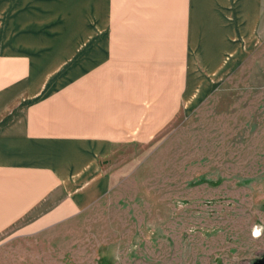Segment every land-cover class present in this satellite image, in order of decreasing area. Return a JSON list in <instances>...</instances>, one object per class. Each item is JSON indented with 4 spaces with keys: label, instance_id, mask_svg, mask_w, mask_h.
Segmentation results:
<instances>
[{
    "label": "crops",
    "instance_id": "1",
    "mask_svg": "<svg viewBox=\"0 0 264 264\" xmlns=\"http://www.w3.org/2000/svg\"><path fill=\"white\" fill-rule=\"evenodd\" d=\"M262 0H0V234L111 187L103 162L192 112L258 47Z\"/></svg>",
    "mask_w": 264,
    "mask_h": 264
},
{
    "label": "rangeland",
    "instance_id": "2",
    "mask_svg": "<svg viewBox=\"0 0 264 264\" xmlns=\"http://www.w3.org/2000/svg\"><path fill=\"white\" fill-rule=\"evenodd\" d=\"M260 43L147 144L116 146L111 187L51 228L0 234V264H253L264 254V0ZM258 229L260 234L255 235Z\"/></svg>",
    "mask_w": 264,
    "mask_h": 264
},
{
    "label": "water",
    "instance_id": "3",
    "mask_svg": "<svg viewBox=\"0 0 264 264\" xmlns=\"http://www.w3.org/2000/svg\"><path fill=\"white\" fill-rule=\"evenodd\" d=\"M215 262L216 264H222L220 257H216ZM253 264H264V258L256 260Z\"/></svg>",
    "mask_w": 264,
    "mask_h": 264
},
{
    "label": "bare ground",
    "instance_id": "4",
    "mask_svg": "<svg viewBox=\"0 0 264 264\" xmlns=\"http://www.w3.org/2000/svg\"><path fill=\"white\" fill-rule=\"evenodd\" d=\"M255 233H258V234H255L256 236H258L260 234V231L258 229H256Z\"/></svg>",
    "mask_w": 264,
    "mask_h": 264
},
{
    "label": "flooded vegetation",
    "instance_id": "5",
    "mask_svg": "<svg viewBox=\"0 0 264 264\" xmlns=\"http://www.w3.org/2000/svg\"><path fill=\"white\" fill-rule=\"evenodd\" d=\"M262 258H264V254H263V256H262L261 258H259V259H262Z\"/></svg>",
    "mask_w": 264,
    "mask_h": 264
},
{
    "label": "snow or ice",
    "instance_id": "6",
    "mask_svg": "<svg viewBox=\"0 0 264 264\" xmlns=\"http://www.w3.org/2000/svg\"><path fill=\"white\" fill-rule=\"evenodd\" d=\"M255 234H258V233H255Z\"/></svg>",
    "mask_w": 264,
    "mask_h": 264
}]
</instances>
